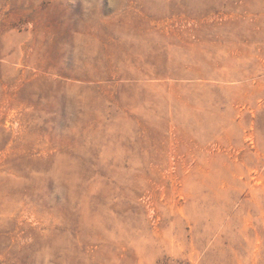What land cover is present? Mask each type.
<instances>
[{
	"label": "rangeland",
	"instance_id": "374dc122",
	"mask_svg": "<svg viewBox=\"0 0 264 264\" xmlns=\"http://www.w3.org/2000/svg\"><path fill=\"white\" fill-rule=\"evenodd\" d=\"M0 264H264V0H0Z\"/></svg>",
	"mask_w": 264,
	"mask_h": 264
}]
</instances>
